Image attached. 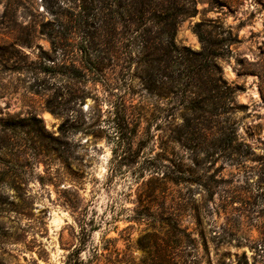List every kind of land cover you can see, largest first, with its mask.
<instances>
[{
    "label": "rangeland",
    "instance_id": "374dc122",
    "mask_svg": "<svg viewBox=\"0 0 264 264\" xmlns=\"http://www.w3.org/2000/svg\"><path fill=\"white\" fill-rule=\"evenodd\" d=\"M117 1L0 0V264H264V0Z\"/></svg>",
    "mask_w": 264,
    "mask_h": 264
},
{
    "label": "trees",
    "instance_id": "16d2710c",
    "mask_svg": "<svg viewBox=\"0 0 264 264\" xmlns=\"http://www.w3.org/2000/svg\"><path fill=\"white\" fill-rule=\"evenodd\" d=\"M81 3H79L77 6L81 7L80 11L78 12L81 15H87L86 13V9H93L94 12H100V13H105V11H110L111 9H113L114 6L120 4V1L117 0H94V2L98 3L96 4L94 7L89 6V0H80ZM92 1V0H91ZM93 2V1H92ZM133 14H134V20L135 22H140L141 20L144 19L145 14H144V7H143V2H139L138 6L136 4V6H133ZM165 14L162 16L161 13H155L154 17L156 18V20L154 21V23L156 22L157 24H162L163 23V27L165 25V27L163 28V31L166 34V43H167V51L169 50V48L176 46L175 45V36H176V26H177V16L179 13H177L180 10V7L177 6V4H170L167 6H163L162 7ZM174 9L175 12H172L171 10ZM96 14V13H95ZM147 18V17H146ZM152 21L154 19H151ZM86 23V18L84 19V23L83 21H81L79 23V29L82 35V43L90 40V38L93 36L90 33L87 34V31L85 30V25ZM104 25V29L108 26L106 25H110L113 24V21H104L102 23ZM198 28L197 33L198 36L200 38V40L203 43V50L201 52H197L196 54L198 55H203V53L208 54V56H210L212 59L215 57H218V54L216 49L208 44V40L205 36L204 31L201 29L200 24H197ZM109 29V28H108ZM79 51L82 52V57H83V67L79 68V67H75L74 69L71 70L72 75H83L82 73L84 72V70H93L95 68L94 65V56L92 54V52L90 50H88V48L86 47H79ZM96 70V69H95ZM211 85H209V87H207L206 90L208 91H212L215 90L216 88H218V85L215 83L216 80L211 78ZM192 112H195L194 108H191ZM211 114H218L217 111H212ZM221 114V113H220ZM116 123V129H122L123 127L128 125L127 122V118L126 115L123 116V118L120 120H117ZM119 131V130H118ZM136 131H133V135H135ZM229 148H233V140L229 141ZM85 246V242L84 241H80L79 245H77L75 247V249L73 251H71L68 256H67V260H66V264H86V262L84 261L83 258H81L80 254L81 251L83 250Z\"/></svg>",
    "mask_w": 264,
    "mask_h": 264
}]
</instances>
